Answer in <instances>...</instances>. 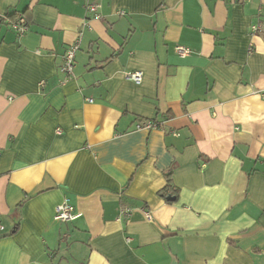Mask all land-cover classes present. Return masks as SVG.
Returning <instances> with one entry per match:
<instances>
[{
  "label": "crops",
  "instance_id": "0c3cea01",
  "mask_svg": "<svg viewBox=\"0 0 264 264\" xmlns=\"http://www.w3.org/2000/svg\"><path fill=\"white\" fill-rule=\"evenodd\" d=\"M0 264H264V0H0Z\"/></svg>",
  "mask_w": 264,
  "mask_h": 264
},
{
  "label": "built area",
  "instance_id": "2783aa9c",
  "mask_svg": "<svg viewBox=\"0 0 264 264\" xmlns=\"http://www.w3.org/2000/svg\"><path fill=\"white\" fill-rule=\"evenodd\" d=\"M98 8L99 6L96 4H88L86 6V10L88 12L93 13L96 19L101 20L102 17L98 14ZM11 28L14 29L19 36L23 35V33L26 31V26L24 24L23 19H19V20L17 19L15 22L11 24ZM256 29H257L256 27H253V30ZM78 48L79 47L77 44L69 46L66 49L65 54L62 56L61 72L67 78H71L73 76L74 59ZM174 53L180 59H188L191 56V50L188 47L182 45L176 46L174 48ZM125 78L129 81L139 84L142 79V73L139 71L127 72L125 74ZM155 129H162L161 123L148 121V122L136 124L135 126V130L151 131ZM120 212L121 215L128 216L130 210L126 209L125 207H122ZM77 218H78V213L74 210V208L70 204H68L67 200H64L60 205L57 206L55 210L54 219L56 221L72 222ZM147 218L149 219V215H147Z\"/></svg>",
  "mask_w": 264,
  "mask_h": 264
},
{
  "label": "trees",
  "instance_id": "16d2710c",
  "mask_svg": "<svg viewBox=\"0 0 264 264\" xmlns=\"http://www.w3.org/2000/svg\"><path fill=\"white\" fill-rule=\"evenodd\" d=\"M16 15H15V13L13 14V13H6V18L7 19H10V24H12L14 21H16L17 20V18L15 17ZM151 122H155V121H151Z\"/></svg>",
  "mask_w": 264,
  "mask_h": 264
},
{
  "label": "water",
  "instance_id": "95a60500",
  "mask_svg": "<svg viewBox=\"0 0 264 264\" xmlns=\"http://www.w3.org/2000/svg\"><path fill=\"white\" fill-rule=\"evenodd\" d=\"M167 200L171 201V200H174V198H172V197H167Z\"/></svg>",
  "mask_w": 264,
  "mask_h": 264
}]
</instances>
